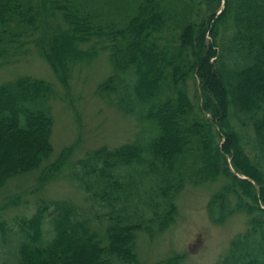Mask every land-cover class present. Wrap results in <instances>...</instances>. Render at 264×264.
<instances>
[{
	"label": "trees",
	"instance_id": "16d2710c",
	"mask_svg": "<svg viewBox=\"0 0 264 264\" xmlns=\"http://www.w3.org/2000/svg\"><path fill=\"white\" fill-rule=\"evenodd\" d=\"M30 45L64 96L74 68L105 52L99 91L139 130L52 158L54 83L0 84V190L29 172L36 190L61 174L89 201L38 197L10 224L2 214L17 199L1 202L0 248L17 264H139L137 233L167 229L195 181L217 183L213 221L247 215L221 264H264V0H0V64Z\"/></svg>",
	"mask_w": 264,
	"mask_h": 264
},
{
	"label": "rangeland",
	"instance_id": "374dc122",
	"mask_svg": "<svg viewBox=\"0 0 264 264\" xmlns=\"http://www.w3.org/2000/svg\"><path fill=\"white\" fill-rule=\"evenodd\" d=\"M110 73L107 54L99 52L96 58L74 68L69 93L64 96L50 66L30 45L16 61L0 64V84L21 76L53 82L56 94L51 100L52 158L67 150L71 153L69 158L76 160L103 146L112 148L128 141L139 130L135 119L110 101L111 94L99 91V85ZM34 180L35 173L29 172L9 180L0 190V203L12 195L17 199L4 209L2 216L7 223L15 214H27L38 197L89 205L84 190L61 174L37 190ZM216 186L217 183H187L176 197V213L170 226L153 236L143 231L137 233L135 249L139 264L222 263L231 239L246 230L247 215L237 212L221 222L213 221L207 202ZM7 251L8 247L0 248V264H17L15 251L14 255H8Z\"/></svg>",
	"mask_w": 264,
	"mask_h": 264
}]
</instances>
